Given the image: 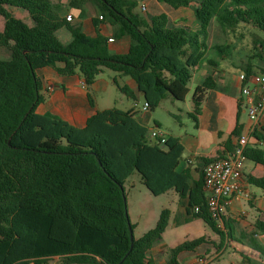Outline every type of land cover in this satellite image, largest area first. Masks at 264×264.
Instances as JSON below:
<instances>
[{"label":"trees","instance_id":"obj_1","mask_svg":"<svg viewBox=\"0 0 264 264\" xmlns=\"http://www.w3.org/2000/svg\"><path fill=\"white\" fill-rule=\"evenodd\" d=\"M160 1L176 8L185 4ZM88 3L131 37L127 52H112L107 37L90 36L81 23H71L61 13L60 0H0L10 28L2 38L12 42L11 57L0 58V264H45L54 257L65 264H156L149 252L163 238L171 210L163 209L154 228L134 237L131 249L134 225L124 184L136 170L154 195L174 189L189 216L221 233L208 210L204 171L192 183L179 170L184 153L179 136L154 142L134 107L97 110L82 127L51 112L39 113L45 96L37 70L51 66L60 75L79 74L88 88L103 71L112 70L133 78L155 110L168 94L186 99L194 68L208 50L211 21L225 30L240 23L264 30V0H198L196 30L169 26L166 13L148 22L134 12L137 0H69V7L84 17ZM7 6L26 10L33 24ZM64 26L73 37L68 44L56 33ZM224 47L228 45L216 48ZM114 81L137 99L128 85ZM215 86L208 76L196 87L194 114L200 112L206 90ZM234 134L241 137V129ZM245 154L264 166V148L248 146ZM251 182L264 189V176ZM206 240L201 236L171 247L167 264H182L180 253Z\"/></svg>","mask_w":264,"mask_h":264},{"label":"crops","instance_id":"obj_2","mask_svg":"<svg viewBox=\"0 0 264 264\" xmlns=\"http://www.w3.org/2000/svg\"><path fill=\"white\" fill-rule=\"evenodd\" d=\"M184 1V5L176 8L160 0H137L138 4L134 12L148 22L154 15L166 13L169 17V26L196 30L194 6L198 0ZM60 2L64 6L61 11L63 16H72L70 22L81 23L83 30L90 36L101 34L107 37L112 52L123 53L129 50L131 37L121 34L118 26L113 24V18L103 17L95 5L86 4L85 16L81 17V10L69 7V0H60ZM143 4L146 5L145 10L142 8ZM15 8L11 12L13 15L33 24L26 10ZM248 27L254 26L240 23L235 30H225L216 19L211 21L207 40L208 50L202 62L194 68L190 85L193 84L195 91L204 79L212 76L216 86L206 90L199 113H193L194 91L191 102L187 101L192 90L191 86L185 100H177L170 94L162 100V102L171 100L172 108L168 109V113L175 120L176 125L169 135L179 136L182 140L184 153L179 170L187 173L192 183L200 178L206 164L205 158L226 156L234 150L240 138L234 134L238 128L241 129V136L248 137L246 147L264 148V140L255 135L257 133L260 137L264 136V113L258 122H253L246 110L242 92L245 85L252 84L254 74L264 72V39L248 36L250 33ZM56 33L64 44L72 41V34L66 26L57 30ZM111 38L113 40H110ZM217 45H228V47L220 51L216 48ZM233 48L235 54L231 55ZM10 57L11 55L4 59ZM211 61L216 63L212 64ZM37 74L43 82L42 93L45 96L44 102L38 106L37 111L57 114L79 127L84 126L88 118L97 110L108 108L100 106L99 103L100 99L104 101L105 94L114 90L113 86H117L115 78L121 85H128L134 91L136 101L141 97L144 98L133 78L117 76L116 72L103 71L90 88L85 85L79 74L60 75L51 66L38 69ZM90 98L94 104L91 103ZM104 102H108V99ZM176 102H184L186 107L182 108ZM156 109L152 110L153 112L150 111L151 109L148 111L136 109L139 112L137 115L139 121L148 127L154 120L157 127L162 128L163 124L158 118ZM141 113H143L142 116ZM262 176H264V166L247 157L242 178L244 194L232 198L223 219L224 227L221 233L213 230L212 235L186 239L191 240L201 236L207 238L195 250L180 253L179 259L182 264H194L196 257L202 254L207 257L208 264H222L224 259L227 264H264V189L251 182V178ZM172 190L174 189L169 191ZM176 194L179 206L175 214L170 209L171 218L172 216L175 219L179 218L181 223L191 218L180 203L179 194L177 192ZM162 239L149 252V257L153 258L156 264H167L168 250L174 247L166 246Z\"/></svg>","mask_w":264,"mask_h":264},{"label":"rangeland","instance_id":"obj_3","mask_svg":"<svg viewBox=\"0 0 264 264\" xmlns=\"http://www.w3.org/2000/svg\"><path fill=\"white\" fill-rule=\"evenodd\" d=\"M90 5H92V3H90ZM7 7L10 12L13 11L12 9H16L13 6ZM2 9L3 7H0V58H7L11 55L10 46L12 42L6 41L2 38L4 33H6L8 29H10L8 21L3 16ZM14 11L16 13V10ZM248 28L250 29V33H248V36H250L251 38L256 37L264 39V30L254 27ZM232 50L233 51L231 55H234V48ZM106 73L114 72L112 70H106ZM190 86L192 90L189 94L187 100L188 102H191L192 93L194 91L192 83ZM113 87L114 88L112 89L114 90L108 92L104 96V101H107L108 99V102H104L103 99H100V106H105L108 108L117 107L123 110H128L132 107H135L139 110L142 109V106L145 103L144 98L141 97L140 100L136 101V99L129 98L124 93H122L121 90L117 88V86ZM176 103H179L182 108L186 107V104L184 102ZM169 108H172L171 100H165L156 109L158 118H160V122H162L163 124L161 126L162 128H158L165 133V136H169V134H171V130H173L176 125L175 120L168 113ZM150 111L153 112L154 110ZM142 114L143 113H141V116ZM148 128L150 134L152 129L157 128L156 122L152 120L151 125H149ZM124 188L126 192L127 212L130 222L134 225L133 234L135 238L141 237L145 232L156 226L163 209L169 208L173 211V214H175L178 209V196L174 190L163 193L161 195H154L144 184L142 176L137 170L134 171L133 174H131V176H129V178L125 181ZM190 218L191 219L180 223L179 218L175 219L174 216H172L170 224L162 239V241L166 243V246H175L183 240L200 235L208 236L214 233L213 229L202 218H194L191 216ZM45 264L65 263H63L61 257H54L48 259ZM222 264H227L226 259L222 260Z\"/></svg>","mask_w":264,"mask_h":264},{"label":"built area","instance_id":"obj_4","mask_svg":"<svg viewBox=\"0 0 264 264\" xmlns=\"http://www.w3.org/2000/svg\"><path fill=\"white\" fill-rule=\"evenodd\" d=\"M142 8L145 10L146 5L143 4ZM67 18L71 20L72 16ZM242 92L250 119L253 122H258L264 113V72L254 74L252 84L245 85ZM150 108L147 101L142 106L144 111H148ZM150 136L157 141L158 138L161 139L160 143H164L167 137L158 127L151 130ZM247 142L248 137L241 136L232 152L205 164L203 169L208 210L220 229L224 227L223 219L232 198L244 194L242 178L247 158L245 154ZM198 210L199 208H196V211ZM194 264H208V259L206 256L199 255Z\"/></svg>","mask_w":264,"mask_h":264},{"label":"water","instance_id":"obj_5","mask_svg":"<svg viewBox=\"0 0 264 264\" xmlns=\"http://www.w3.org/2000/svg\"><path fill=\"white\" fill-rule=\"evenodd\" d=\"M153 141L157 142L156 139H153ZM130 234H131V241H132V243H131V249H132L134 246V234H133V229L131 228V226H130Z\"/></svg>","mask_w":264,"mask_h":264}]
</instances>
